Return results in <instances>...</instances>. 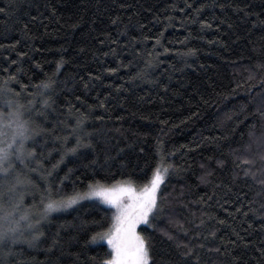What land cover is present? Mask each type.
<instances>
[{"label": "trees", "instance_id": "16d2710c", "mask_svg": "<svg viewBox=\"0 0 264 264\" xmlns=\"http://www.w3.org/2000/svg\"><path fill=\"white\" fill-rule=\"evenodd\" d=\"M0 106L34 154L31 228L2 264H101L110 208L44 217L41 193L142 188L169 165L150 264H264V0H0Z\"/></svg>", "mask_w": 264, "mask_h": 264}, {"label": "snow or ice", "instance_id": "6c2138e0", "mask_svg": "<svg viewBox=\"0 0 264 264\" xmlns=\"http://www.w3.org/2000/svg\"><path fill=\"white\" fill-rule=\"evenodd\" d=\"M43 87L47 88L49 85L44 84ZM12 116L14 118L10 122L4 123L0 127V168L10 160L13 154H16L17 158H22L24 156V142L30 139L29 129L21 119V114L13 113ZM5 129H11L10 138L8 131H5ZM79 146L80 139L77 138L76 146L67 148V154L74 155ZM29 155H32V153H29ZM261 159H264V157H261ZM244 163H250V161L245 160ZM170 167L172 166L157 167L150 182L144 185L139 193L132 187L131 182H128L126 186L120 185L110 188L97 181L94 184H88L85 192H76L66 199H57L55 198L57 193L54 192L52 185H49L41 193V203H44V216L47 217L53 212L66 211L84 200L99 199L102 203L116 210L111 217V227L107 231H97L92 236V242L106 241L111 249L109 257L102 259L101 264H150L152 260L150 249L144 237L136 229L141 224H149L150 215L157 209V193L164 183ZM4 171H7V169H4ZM247 174L246 170L245 175ZM124 195H127L128 199L131 200V204L123 201L122 196ZM21 219L27 220L28 217L22 216ZM29 227H31L30 224ZM15 232L16 229L13 228H0V245H4L9 241L12 244L18 243L19 241L14 237ZM42 235L43 233L34 235L33 241L38 240ZM28 243L31 247L32 241ZM184 247L187 249V245H184ZM216 251H219V249H216ZM182 255L185 257L192 255L191 249H188Z\"/></svg>", "mask_w": 264, "mask_h": 264}, {"label": "rangeland", "instance_id": "374dc122", "mask_svg": "<svg viewBox=\"0 0 264 264\" xmlns=\"http://www.w3.org/2000/svg\"><path fill=\"white\" fill-rule=\"evenodd\" d=\"M3 109V110H2ZM13 113H20L19 111L13 110ZM9 114H13L11 111H7ZM9 115H6L4 112V108L0 106V127L3 126L4 123L10 122L14 117H11V120H6L3 121V118H7ZM22 119V117H21ZM5 131H8L9 133V138L11 137V129H5ZM29 139L24 142V156L22 158H17L16 154H13L10 160L3 165L2 168H0V228L3 229H8V228H13L16 229V232L14 234L15 239L19 241V239L22 237V235L30 230L31 227H29V224L31 222L32 214L29 213L25 206L26 204L22 198L20 197V192L24 190L25 185L22 183L24 181L23 176L19 175V171L25 168L26 162H29V158L32 159L34 154L29 155L27 153L28 149V143ZM257 142V141H256ZM259 145L262 146L259 143H257V147L259 148ZM28 156V157H27ZM25 160V161H24ZM29 164V163H28ZM4 169H7V171H4ZM128 183H119L115 184L112 186H107V187H113V186H120V185H127ZM132 187L136 190L137 193H139L142 188L136 187L135 185L131 184ZM161 188V186H160ZM160 191V189H159ZM119 195V193H117ZM158 197H159V192L157 193V205H158ZM122 199L125 203L131 204V200L128 199L127 195L122 196ZM84 202H96L102 207L110 208L112 215L115 213V208H112L111 206L102 203L99 199H93V200H84L81 201L80 203ZM78 203V204H80ZM77 204V205H78ZM75 205V206H77ZM73 206L72 208H74ZM69 208L68 210L72 209ZM66 211H59V212H53L50 215L62 213V212H67ZM156 212V209L154 212L150 215L149 221L151 220L152 216ZM40 213H43L42 215L44 216V207L41 208ZM49 215V216H50ZM22 216H27V220L21 219ZM47 216V217H49ZM45 217V216H44ZM31 225V224H30ZM145 224H141L137 227L136 231L141 235L140 233V228L144 226ZM10 235H12L10 233ZM10 242V241H9ZM6 242V243H9ZM106 242V241H104ZM107 243V242H106Z\"/></svg>", "mask_w": 264, "mask_h": 264}]
</instances>
